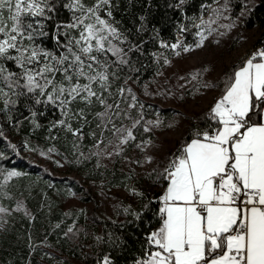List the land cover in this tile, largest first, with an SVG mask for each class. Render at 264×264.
<instances>
[{"label": "snow or ice", "instance_id": "6c2138e0", "mask_svg": "<svg viewBox=\"0 0 264 264\" xmlns=\"http://www.w3.org/2000/svg\"><path fill=\"white\" fill-rule=\"evenodd\" d=\"M118 7L119 0H0V112L9 122L23 101L30 122L39 128L38 117L44 113L36 109L52 107L62 119L53 122L49 131L62 127L82 139L91 115L101 130L96 147L107 141L106 150L118 141L116 155L123 152L121 146L135 142L139 128L149 132L159 127L160 121L145 122L143 111L139 118L133 115L132 110L144 105L127 86L132 77L121 74L126 67L136 71L130 54L141 48L118 26L114 16ZM62 9L71 14L67 21L56 20ZM143 30L142 25L138 31ZM198 35L200 48L207 36ZM45 41L54 44L49 47ZM181 46L176 43L171 48ZM161 47L169 46L161 43ZM192 50L183 47L185 52ZM224 83V94L209 113L220 127L211 133L197 132L162 172L153 170L157 179L167 181L159 197L163 222L147 236L145 258L136 264H264V49L254 52ZM96 107L102 111L94 112ZM73 121L80 127L74 129ZM0 175L2 189L22 173L0 171ZM22 208L18 202L16 211ZM6 212L0 207V213ZM68 233L76 234L72 227ZM103 264L113 261L105 256Z\"/></svg>", "mask_w": 264, "mask_h": 264}, {"label": "trees", "instance_id": "16d2710c", "mask_svg": "<svg viewBox=\"0 0 264 264\" xmlns=\"http://www.w3.org/2000/svg\"><path fill=\"white\" fill-rule=\"evenodd\" d=\"M218 1L184 0L180 3V0H131L129 3L128 0H119V7L114 11L116 20L120 22L118 26L134 45H139L141 48V51L130 54L136 71L130 72L126 67L121 74L132 77L128 80L127 86L132 88L138 101L144 105L142 110L139 108L132 110L134 116L139 118L138 112L143 111L145 122L153 119L161 105L157 101L151 103L145 98L153 96L152 83L158 72L165 67V58L167 60L172 58L175 51L184 46L197 44L201 21L209 13L214 15L216 10L212 6ZM245 1L247 0L232 2L234 13L242 9ZM85 2L89 3L92 0H85ZM70 15L66 9H62L56 20L67 21ZM142 25L144 30L138 31ZM256 25L263 27L260 38L255 42L256 46L262 44V47L264 46V0H257L246 14L241 31L233 37L229 47L227 46V51L237 47L241 32ZM45 43L49 47L54 44L52 41H45ZM161 43L169 47H161ZM176 43L182 46L174 51L171 45ZM159 54L161 56L158 58ZM244 62L245 59L240 64L235 63L226 68L216 81L219 86V94L216 98L224 94V82ZM119 83L122 84L123 80ZM144 89L148 90L143 91ZM0 107H3L2 103ZM211 109L212 107L190 115L184 134L173 148L168 149L163 161L158 162L152 169L146 170V175L138 179L145 188L143 196H138L135 207L132 209H120L118 220L103 217L95 207L87 213L65 210L59 205L60 198L52 196L53 186L58 191L63 189L62 179H57L54 185L47 179L48 176L43 175L40 176L41 183L38 185L33 183V180L19 181L21 176L10 179L0 189L1 204L10 213L6 214L9 217V226L7 225L6 231L0 235V264H103L105 256L109 257L113 264H136L137 260L145 258L148 249L147 236L162 226L163 221L159 212L162 204L159 197L163 195L167 186V181L162 177L157 179L153 170L158 169L162 172L169 160L179 155L182 148L196 138L197 132L211 133L220 127L209 118ZM36 110L44 113L43 116L38 117L41 125L39 128H35L30 122V112L23 101L16 105V111L12 113V124L5 113L0 112V115L3 116V121L10 132L20 140L42 147L56 145L62 153H75L74 146L79 137H74L62 127L49 131L53 122L62 119L60 111L52 107L47 109L38 107ZM161 110L168 120L173 118V111H177L172 107L161 108ZM93 111L98 112L102 109L96 107ZM88 119L91 123L83 127L81 139V144L86 149L99 142L101 131L96 127L98 121L91 115ZM253 120L259 122V117L254 116ZM117 123L119 124V121ZM72 126L74 129L79 128L80 123L73 121ZM134 134L137 137L135 142L130 146H124L123 152L115 155V159L107 167L96 168L91 160H86L82 166L88 168L93 177H101L112 185L124 184L133 176L130 173L133 169L126 168V160L132 151L138 148L137 145H142L154 135L152 130L144 132L142 127ZM104 135L111 138L112 134L105 131ZM105 144L100 146L105 148ZM13 170L22 172L24 168L19 161L14 160V151L6 147V141L0 129V171L6 173ZM32 171L34 174L35 168ZM0 183H3L2 175H0ZM69 184L74 186L77 193L82 191L81 186L74 179L71 178ZM84 198V200H91L90 197L84 196ZM18 202L23 203L20 211H16ZM25 210L28 215L25 214ZM69 227L73 228L75 235L72 233L65 235Z\"/></svg>", "mask_w": 264, "mask_h": 264}, {"label": "rangeland", "instance_id": "374dc122", "mask_svg": "<svg viewBox=\"0 0 264 264\" xmlns=\"http://www.w3.org/2000/svg\"><path fill=\"white\" fill-rule=\"evenodd\" d=\"M234 1L237 0H219L212 6L216 10L214 15L209 13L201 21L200 32L207 36L203 46L197 48L193 45L191 46L193 50L189 52L183 51V48L178 49L180 55L174 54L168 59L165 67L153 80V96H147L145 99L151 103L157 101L161 108L172 107L177 111H173V118L168 120L163 110L157 109L151 121H160V125L152 129L153 137L144 141L142 149H134L126 160V168L133 169L130 171L131 175L133 174L131 179L126 180L122 185H112L101 177H93L88 168L82 166L86 160H91L96 168L110 165L115 159V144L118 141L105 150L102 146L98 149L96 145L86 149L81 144V139H78L74 146L75 153H62L56 145L42 147L20 140L10 132L3 121V116L0 115V129L6 141V147L14 151V160L19 161L24 168L22 172L15 170L22 173L19 181L33 180V183L38 185L41 183L40 176L43 175L48 176L47 179L54 185L57 179H62L63 189L58 191L53 186L52 196L60 198L59 205L67 211L87 213L95 207L103 217L118 220L120 209L135 207L134 204L139 195L134 194L133 189L139 193L145 191L138 179L146 175V170L152 169L158 162L163 161L168 149L173 148L184 134L190 115L213 107L219 100L220 97L216 98L219 94L216 81L226 68L235 63L240 64L242 60H246V57L258 50L255 42L260 38L263 27L256 25L241 32L237 47L227 51V46L229 47L233 37L241 31L244 17L257 2V0H247L242 9L234 13L232 5ZM225 5H227L226 9ZM223 25H233V27L228 29ZM209 28L212 29L210 34ZM160 56L161 54L158 58ZM196 73L200 75L192 79ZM203 84L209 86L203 87ZM26 144L28 147H25ZM121 147L124 148V146ZM49 148H55L56 151L49 153ZM98 151L100 155H94ZM41 152L44 154L42 155ZM109 153L111 155H108ZM149 157L151 162H147ZM34 168L36 171L33 174ZM71 178L81 186L80 193L76 192L73 185H68ZM84 196L90 197L91 200H84ZM1 201L0 198V207L6 208ZM6 214L10 213H0V235L6 231L9 222Z\"/></svg>", "mask_w": 264, "mask_h": 264}, {"label": "crops", "instance_id": "0c3cea01", "mask_svg": "<svg viewBox=\"0 0 264 264\" xmlns=\"http://www.w3.org/2000/svg\"><path fill=\"white\" fill-rule=\"evenodd\" d=\"M257 48H258V49H259V48H260V49H264V47L261 48V45H258ZM249 57H250V56H249ZM249 57H247L246 60H247ZM246 60H245V61H246ZM220 98H221V97H220ZM220 98H219V99H220ZM214 105H215V103H214ZM259 122H260V121H259ZM166 188H167V186H166ZM165 190H166V189H165ZM163 194H164V193H163ZM162 206H163V205H162Z\"/></svg>", "mask_w": 264, "mask_h": 264}, {"label": "built area", "instance_id": "2783aa9c", "mask_svg": "<svg viewBox=\"0 0 264 264\" xmlns=\"http://www.w3.org/2000/svg\"><path fill=\"white\" fill-rule=\"evenodd\" d=\"M264 46H262L261 48H263Z\"/></svg>", "mask_w": 264, "mask_h": 264}, {"label": "bare ground", "instance_id": "6f19581e", "mask_svg": "<svg viewBox=\"0 0 264 264\" xmlns=\"http://www.w3.org/2000/svg\"><path fill=\"white\" fill-rule=\"evenodd\" d=\"M260 49V48H259Z\"/></svg>", "mask_w": 264, "mask_h": 264}]
</instances>
